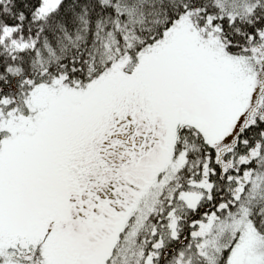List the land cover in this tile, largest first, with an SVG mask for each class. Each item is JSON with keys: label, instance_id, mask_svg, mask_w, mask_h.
Instances as JSON below:
<instances>
[{"label": "snow or ice", "instance_id": "6c2138e0", "mask_svg": "<svg viewBox=\"0 0 264 264\" xmlns=\"http://www.w3.org/2000/svg\"><path fill=\"white\" fill-rule=\"evenodd\" d=\"M0 264H264V0H0Z\"/></svg>", "mask_w": 264, "mask_h": 264}]
</instances>
